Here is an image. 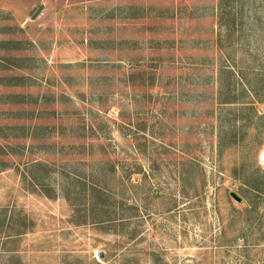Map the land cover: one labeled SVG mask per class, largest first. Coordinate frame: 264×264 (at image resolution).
Here are the masks:
<instances>
[{"label": "rangeland", "instance_id": "rangeland-1", "mask_svg": "<svg viewBox=\"0 0 264 264\" xmlns=\"http://www.w3.org/2000/svg\"><path fill=\"white\" fill-rule=\"evenodd\" d=\"M149 1L0 0V264H264V0Z\"/></svg>", "mask_w": 264, "mask_h": 264}, {"label": "trees", "instance_id": "trees-1", "mask_svg": "<svg viewBox=\"0 0 264 264\" xmlns=\"http://www.w3.org/2000/svg\"><path fill=\"white\" fill-rule=\"evenodd\" d=\"M222 102L230 103L228 105H234L233 107L227 106L228 109L236 108L240 111L247 108L250 109L249 106H246L245 102L241 100L239 101L237 97H228L225 100H222ZM258 117H260V115ZM231 172L239 179L238 189L240 192L244 193V197H242L243 199L240 196L242 201L244 200V202L248 203L250 200L249 194L251 192L257 193L258 195L264 197V167H261L258 164L254 165L253 167L241 165L239 170H237L235 167H232Z\"/></svg>", "mask_w": 264, "mask_h": 264}, {"label": "crops", "instance_id": "crops-1", "mask_svg": "<svg viewBox=\"0 0 264 264\" xmlns=\"http://www.w3.org/2000/svg\"><path fill=\"white\" fill-rule=\"evenodd\" d=\"M123 1V0H121ZM131 2V6L123 5L119 0H116L115 2V8H114V15L116 10V17L120 18V16L126 15L130 12L129 17L132 21H138L139 23H147L150 19V15H152V12L148 10V5L151 4L152 1L149 0H141V5L138 6L137 11H133V8H135V1L136 0H129ZM210 10L213 12V10L216 9L218 0H211L210 2ZM202 9L205 7L204 5L200 6ZM126 13V14H125ZM158 16L165 18L164 13L159 12ZM128 17V15H126ZM168 18V17H167Z\"/></svg>", "mask_w": 264, "mask_h": 264}, {"label": "water", "instance_id": "water-1", "mask_svg": "<svg viewBox=\"0 0 264 264\" xmlns=\"http://www.w3.org/2000/svg\"><path fill=\"white\" fill-rule=\"evenodd\" d=\"M40 6H41V3L37 6V8L32 12V14H31V18L36 14V12L39 10V8H40ZM259 162H260V160H259ZM261 163V162H260ZM264 167V166H263ZM229 194H230V196L234 199V200H236V201H238V200H240V196L238 195V194H236L234 191H232V190H230L229 191Z\"/></svg>", "mask_w": 264, "mask_h": 264}, {"label": "bare ground", "instance_id": "bare-ground-1", "mask_svg": "<svg viewBox=\"0 0 264 264\" xmlns=\"http://www.w3.org/2000/svg\"><path fill=\"white\" fill-rule=\"evenodd\" d=\"M261 164L264 166V150L260 153V158H259Z\"/></svg>", "mask_w": 264, "mask_h": 264}]
</instances>
